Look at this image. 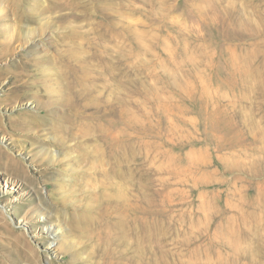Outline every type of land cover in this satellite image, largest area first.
I'll return each mask as SVG.
<instances>
[{
    "label": "rangeland",
    "instance_id": "1",
    "mask_svg": "<svg viewBox=\"0 0 264 264\" xmlns=\"http://www.w3.org/2000/svg\"><path fill=\"white\" fill-rule=\"evenodd\" d=\"M0 8V264H264V0Z\"/></svg>",
    "mask_w": 264,
    "mask_h": 264
},
{
    "label": "bare ground",
    "instance_id": "2",
    "mask_svg": "<svg viewBox=\"0 0 264 264\" xmlns=\"http://www.w3.org/2000/svg\"><path fill=\"white\" fill-rule=\"evenodd\" d=\"M10 15H13L12 12H5L3 9L0 8V20L2 21H7L10 17ZM17 25L14 19V23L12 25L15 26ZM8 28H4L3 30H0V36H4L5 38H10V39H14L16 41H21L23 39V35L22 34H16V35H10L9 33H7Z\"/></svg>",
    "mask_w": 264,
    "mask_h": 264
}]
</instances>
